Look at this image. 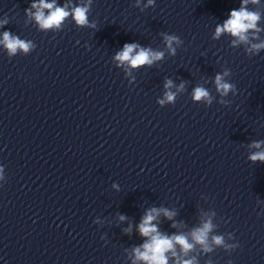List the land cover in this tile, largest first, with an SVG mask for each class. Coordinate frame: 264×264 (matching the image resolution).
<instances>
[{
  "label": "clouds",
  "instance_id": "obj_1",
  "mask_svg": "<svg viewBox=\"0 0 264 264\" xmlns=\"http://www.w3.org/2000/svg\"><path fill=\"white\" fill-rule=\"evenodd\" d=\"M151 3V0H149ZM255 2V0H254ZM41 6L44 8L52 9V4H45L43 3V0H41ZM33 7H36V5H33ZM86 11L87 9L85 7H77L74 10V18L77 21V23L84 25L87 23V17H86ZM68 15V12H66L63 8H56L54 11L50 13L48 17H45L42 12L36 13V20L40 23L41 27L48 28L53 25H59V23L62 21L64 17ZM258 15L255 13H249L245 11L243 8L239 11L233 10L231 12L230 19L226 20L223 24V26H217L216 29V36L218 37L223 32L231 33L233 36L239 37L240 41H246L247 37L244 35V33L251 28L255 27V21L258 19ZM177 38L174 36H167L166 41L168 43V46L171 47V44L176 41ZM3 42L7 49L9 50L10 54H14L17 50V48H21L24 51H27L30 47L28 43H25L24 41H20L16 39L15 37H10L8 32L4 33V39ZM137 46L135 44L128 45L126 44L124 46V49L122 52L117 54V59L120 61H127L129 62L133 67L140 66L145 63H151L152 60L160 59L163 53L157 52L152 53L147 49H141L139 52H137L135 55H133V51ZM254 48H260L264 47V44L262 45H254ZM228 75L227 72L223 74H218L215 77V85L217 91L221 92L222 95H227V93L233 88V85L225 82L224 76ZM171 82L169 81L168 85L166 87L170 86ZM167 98L171 100L173 98V95L171 93L168 94ZM202 98L210 101L209 93L206 89L202 87H197L194 91V99L195 100H201ZM254 147H259V144H254ZM251 160L256 161H264V152H257L253 154L250 157ZM155 214L158 215V211L156 209H152L150 212H148L143 222L140 224V232L143 236L150 237L149 242L145 243L143 245L144 251L142 252L139 248L135 249L137 259H141L144 261L149 262V264H168L167 257L165 256V252L172 249L174 246V243H177L181 245L182 249L187 253L188 250H190L193 245L189 244L186 237L183 235L174 236L172 238L166 237L161 235L158 231L155 225L152 224V221L155 219ZM165 215L171 218L172 213H169L165 211ZM121 219H124V217H121ZM212 228L211 222H207L203 225L202 228L197 229L193 232V239L200 243L201 245H204L207 250V243H208V233ZM213 241L215 244L219 245L223 242L222 237H213ZM173 255H175V252H173ZM183 264H192L191 261H184Z\"/></svg>",
  "mask_w": 264,
  "mask_h": 264
}]
</instances>
